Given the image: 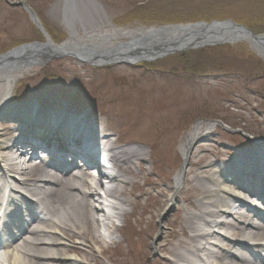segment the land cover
Returning a JSON list of instances; mask_svg holds the SVG:
<instances>
[{"label": "rangeland", "instance_id": "374dc122", "mask_svg": "<svg viewBox=\"0 0 264 264\" xmlns=\"http://www.w3.org/2000/svg\"><path fill=\"white\" fill-rule=\"evenodd\" d=\"M8 1L29 6L55 43L67 39L65 0H0V55L43 40L27 11ZM78 4L79 18L74 27L80 34L83 27L137 30L223 20L243 25L256 35L264 34V0H78ZM11 102L40 103L50 112L68 110L92 123L105 121L112 139H119L123 146L145 148V159L133 165L139 188L128 184L121 187L138 203L128 224L140 231L141 254L131 251V242L124 240L96 245L94 257L85 252L69 255L84 264H163V253L154 246L161 245L167 234L177 229L185 208L180 197L184 189L177 202L168 206L184 163L182 139L201 122L223 124L216 126L204 142L192 145L186 179L195 171L202 172L194 166L198 156L205 157L203 172H210L205 165L227 158L226 153L218 152H241L252 147L250 139H264V58L249 43L239 42L188 50L133 66L95 68L73 58L59 59L19 81ZM9 120L4 119L2 128ZM112 183L103 180L105 188ZM127 208L131 210L132 205ZM230 211L234 214L237 209L233 205ZM121 234L118 231L117 239L121 240ZM63 238L70 247L79 242ZM83 249L90 250L87 246Z\"/></svg>", "mask_w": 264, "mask_h": 264}, {"label": "bare ground", "instance_id": "6f19581e", "mask_svg": "<svg viewBox=\"0 0 264 264\" xmlns=\"http://www.w3.org/2000/svg\"><path fill=\"white\" fill-rule=\"evenodd\" d=\"M93 32L98 33L91 38L93 42L100 39L102 44V38L113 37L108 43L103 42L107 47L115 38H137L147 31L110 27ZM184 33L180 27L162 31L165 37L178 34L179 38ZM69 34L74 37L75 30H70ZM222 39L225 43L253 45L250 40L231 33L215 36L212 44ZM263 50L259 51L261 55H264ZM30 70L0 71V230L6 231L9 226L12 239L11 245L5 244L0 264H84L69 253L85 252L94 257L96 245L119 244L124 240L131 242V251L139 256L137 236L140 231L129 228L128 224L138 203L130 200L121 187L128 184L139 188V177L133 165L145 159V148L123 146L119 139H112L105 121L92 123L68 110L50 112L40 103L13 104L17 83L26 78ZM51 108L54 109L53 105ZM4 119L11 121L6 128L1 124ZM215 127L211 123H199L182 139L180 151L184 167L175 178L168 206L177 202L184 189L185 194L180 197L185 208L177 229L167 234L161 245L154 246L163 253V264H264V214L261 210H264V140L252 139V147L245 151L218 152L219 155L226 153L227 158L205 165L210 172H203L205 157L198 156L194 166L202 172L195 171L186 179L189 150L197 141L204 142ZM39 148L71 156L90 155L92 149H96L107 160L100 167V177L115 185L112 183L105 188L100 179L93 184L82 172L70 175L66 172L68 169L59 165L54 168L55 160L41 167L30 165L33 153ZM128 204L132 205L131 210ZM233 205L237 209L234 214L229 212ZM116 218L122 223L120 229L114 227ZM1 220H4L3 226ZM102 228L107 235L101 232ZM118 231L122 232L121 240L115 236ZM65 236L79 242L70 247ZM84 246L90 250H84Z\"/></svg>", "mask_w": 264, "mask_h": 264}, {"label": "water", "instance_id": "95a60500", "mask_svg": "<svg viewBox=\"0 0 264 264\" xmlns=\"http://www.w3.org/2000/svg\"><path fill=\"white\" fill-rule=\"evenodd\" d=\"M10 4L24 7L27 10L33 22L42 31L45 41L23 44L1 54L0 71H8V69L12 68L15 70L43 67L52 60L65 58H73L83 64L95 67L122 63L134 65L139 62L153 61L157 58L185 51L193 47L204 46L212 43L215 36H224L229 33L236 37L240 36L241 38L250 40L258 53L260 49H264V35H256L247 27L238 25L230 20L223 22L215 21L209 24H191L184 28L185 33L181 34L179 38L178 34H176L166 40H164L165 36L162 35V31L167 27H162L149 29L146 34L140 37H129L128 41L109 44L107 47L103 43L104 41L108 43L106 38L103 39L102 44L98 41L93 42L91 39L93 35H89L86 31L83 32L82 38H79V34L75 32L74 37H71L69 34L66 40L60 44H56L41 28L39 19L33 10L26 7L24 3ZM64 13L69 31L73 30L74 22L72 20L76 19L78 15L76 0H66ZM220 41L225 40L222 39Z\"/></svg>", "mask_w": 264, "mask_h": 264}]
</instances>
